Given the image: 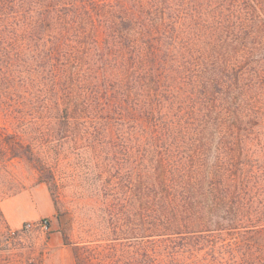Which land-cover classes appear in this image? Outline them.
Returning a JSON list of instances; mask_svg holds the SVG:
<instances>
[{
    "label": "trees",
    "instance_id": "trees-1",
    "mask_svg": "<svg viewBox=\"0 0 264 264\" xmlns=\"http://www.w3.org/2000/svg\"><path fill=\"white\" fill-rule=\"evenodd\" d=\"M48 81L73 94L68 121L98 123L112 158H131L154 264L223 231L246 235L241 264H264V0H0L7 121L36 123L15 96ZM1 136V161L33 158ZM40 182L54 193L51 171Z\"/></svg>",
    "mask_w": 264,
    "mask_h": 264
},
{
    "label": "rangeland",
    "instance_id": "rangeland-1",
    "mask_svg": "<svg viewBox=\"0 0 264 264\" xmlns=\"http://www.w3.org/2000/svg\"><path fill=\"white\" fill-rule=\"evenodd\" d=\"M25 57L33 62L32 55ZM46 84L48 94L36 86L33 94L15 96L22 110L41 116L36 123L15 124L0 111L1 138L15 135L34 154L31 160H0V207L6 219L0 221V264H154L147 211L132 185L131 158L124 160L120 151L112 158L108 141H115V134L96 129L98 123L68 121L69 112L79 109L73 94H53L52 82ZM61 96L66 99L59 105ZM261 139L264 144V129ZM6 148L0 142V150ZM260 156L264 164V148ZM44 170L54 175V193L40 182ZM45 218L47 231L35 226ZM245 242L244 234L216 232L190 252L169 256L164 246L156 257L158 264H241Z\"/></svg>",
    "mask_w": 264,
    "mask_h": 264
},
{
    "label": "built area",
    "instance_id": "built-area-1",
    "mask_svg": "<svg viewBox=\"0 0 264 264\" xmlns=\"http://www.w3.org/2000/svg\"><path fill=\"white\" fill-rule=\"evenodd\" d=\"M30 226H33V224H29ZM50 222L48 219H41L40 222L36 223L35 226L39 227L43 231H47L49 229Z\"/></svg>",
    "mask_w": 264,
    "mask_h": 264
}]
</instances>
